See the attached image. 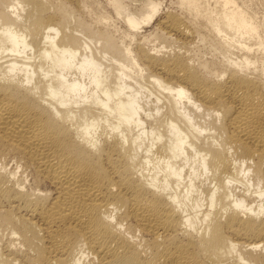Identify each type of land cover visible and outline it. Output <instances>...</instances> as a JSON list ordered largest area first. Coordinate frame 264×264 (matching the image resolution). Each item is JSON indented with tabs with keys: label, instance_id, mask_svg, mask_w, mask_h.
<instances>
[{
	"label": "bare ground",
	"instance_id": "obj_1",
	"mask_svg": "<svg viewBox=\"0 0 264 264\" xmlns=\"http://www.w3.org/2000/svg\"><path fill=\"white\" fill-rule=\"evenodd\" d=\"M165 2L0 0V264H264V0Z\"/></svg>",
	"mask_w": 264,
	"mask_h": 264
},
{
	"label": "rangeland",
	"instance_id": "obj_2",
	"mask_svg": "<svg viewBox=\"0 0 264 264\" xmlns=\"http://www.w3.org/2000/svg\"><path fill=\"white\" fill-rule=\"evenodd\" d=\"M170 1V2H169ZM173 0H166V2L165 3H167V4H169L170 5V8H173L172 7V5H173V3H171ZM76 7H77V5H76ZM10 162H7V164H8V167L10 168H13L14 167V161L13 160H9Z\"/></svg>",
	"mask_w": 264,
	"mask_h": 264
}]
</instances>
